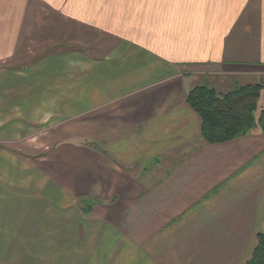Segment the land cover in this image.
Returning <instances> with one entry per match:
<instances>
[{
    "label": "crops",
    "instance_id": "1",
    "mask_svg": "<svg viewBox=\"0 0 264 264\" xmlns=\"http://www.w3.org/2000/svg\"><path fill=\"white\" fill-rule=\"evenodd\" d=\"M45 32L77 47L0 68V264H245L264 134L208 143L186 95L262 80L264 0H0V63ZM6 228L64 249L3 251Z\"/></svg>",
    "mask_w": 264,
    "mask_h": 264
},
{
    "label": "trees",
    "instance_id": "2",
    "mask_svg": "<svg viewBox=\"0 0 264 264\" xmlns=\"http://www.w3.org/2000/svg\"><path fill=\"white\" fill-rule=\"evenodd\" d=\"M262 88L264 77L258 83L240 85L227 92H217L206 84L191 88L186 102L200 118V131L205 141H230L249 134L256 126L264 134V111L255 117ZM245 264H264V232L256 234L255 247Z\"/></svg>",
    "mask_w": 264,
    "mask_h": 264
},
{
    "label": "rangeland",
    "instance_id": "3",
    "mask_svg": "<svg viewBox=\"0 0 264 264\" xmlns=\"http://www.w3.org/2000/svg\"><path fill=\"white\" fill-rule=\"evenodd\" d=\"M27 10L29 11H48L46 6L44 7L41 3L37 2H31L28 5ZM7 10L5 5H3V21H5V15L7 14ZM28 25L29 27L32 26L33 19H29ZM29 29V28H28ZM27 29V30H28ZM32 31V28L29 29V32ZM6 36H3V41ZM74 37L78 36H72L73 42L70 41L72 38L70 36H62V35H50L48 33L43 34H19L17 36V39L14 43L13 47V55L9 59L3 60V64L0 63V68L3 66L6 70H12L14 72H21L24 69L28 68L29 65L27 64V61H30L33 58H36L37 54L41 56V52L44 55H47L49 52H53V50L58 51L57 49H62L63 46H71L72 48L77 47L76 44H78ZM66 40L61 44V46L56 47V49H51L50 51L45 50L41 51L43 47L47 46L49 42H58L62 40ZM69 40V41H68ZM78 40V39H77ZM75 41V43H74ZM66 44V45H65ZM69 48V47H68ZM90 54V53H89ZM38 57V56H37ZM5 70V71H6ZM21 70V71H20ZM44 229V228H43ZM5 232H3V251H33V252H43V254H46V252H53V251H63L64 249V241L62 233L61 235H57L55 237L49 236H43V237H35L30 238L32 240H24L27 238L24 237H17L14 234H12L7 228L4 229ZM62 230V228H61ZM46 231H43V233L46 234ZM48 234V233H47ZM19 239V240H18ZM1 245V244H0ZM8 247V248H7ZM7 248V249H6Z\"/></svg>",
    "mask_w": 264,
    "mask_h": 264
}]
</instances>
